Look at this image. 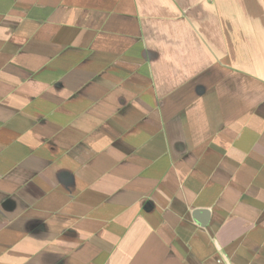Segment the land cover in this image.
<instances>
[{
    "label": "crops",
    "instance_id": "0c3cea01",
    "mask_svg": "<svg viewBox=\"0 0 264 264\" xmlns=\"http://www.w3.org/2000/svg\"><path fill=\"white\" fill-rule=\"evenodd\" d=\"M0 264H264V0H0Z\"/></svg>",
    "mask_w": 264,
    "mask_h": 264
}]
</instances>
